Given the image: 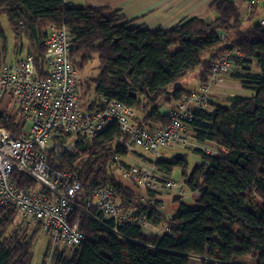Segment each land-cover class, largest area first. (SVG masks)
<instances>
[{
    "label": "trees",
    "instance_id": "1",
    "mask_svg": "<svg viewBox=\"0 0 264 264\" xmlns=\"http://www.w3.org/2000/svg\"><path fill=\"white\" fill-rule=\"evenodd\" d=\"M208 9L214 13L212 18L194 16L169 28L149 30L131 25L108 6L0 0V13H5L15 38H26L37 66L46 52L43 41L49 25L64 27L71 34L69 59L74 67L81 71L95 58L98 74L91 79L93 92L123 103L133 114L138 112L130 120L139 127L167 124L168 116L159 111V103L171 104L188 94L190 90L176 84L194 69H199L198 84L204 83L210 64L227 50L237 48L245 57L238 63L250 65V58L258 69L251 73L244 68L235 74L250 94L229 97V105L215 101L212 108L192 109V132L198 141L215 146L209 147V153L185 147L200 156L190 171L187 153L153 162L159 174L174 181L169 176L179 168L182 180L178 183L199 194L197 203L187 206L179 201L183 194L168 191L179 203L170 218L161 214V203L153 192L139 197L109 172L115 158L127 155L118 142L116 123L93 139H79L75 149L59 159L48 156L52 169L78 174L84 193L111 187L113 200L126 212L142 216L149 229L165 227L159 234H144L136 224L119 225L96 214L94 206L88 208L89 215L75 211L72 218L79 219V229L88 240L77 250H54L53 264H190L193 257H206L201 264H232L251 253H256L255 264H264V27L243 29L232 0H211ZM0 41L3 62L6 37L1 26ZM0 127L18 134V126L1 113ZM13 177L18 186H36L22 173L15 172ZM15 215L12 209L0 210V264H31L35 232L6 235L16 227ZM115 226L117 234L111 230Z\"/></svg>",
    "mask_w": 264,
    "mask_h": 264
},
{
    "label": "built area",
    "instance_id": "2",
    "mask_svg": "<svg viewBox=\"0 0 264 264\" xmlns=\"http://www.w3.org/2000/svg\"><path fill=\"white\" fill-rule=\"evenodd\" d=\"M257 1L245 0L246 5ZM260 24L264 26V19ZM71 39L64 27L49 25L43 41L46 52L38 66L30 52L14 62H0V113L19 128L14 135L0 127V207H14L23 219L38 221L53 244L79 246L85 236L67 221L69 206L79 196L83 207L94 206L116 221L134 217L137 222H144L143 217L119 206L113 200L115 193L111 187L82 196L78 174L52 169L47 163L48 156L59 159L71 153L79 139H93L110 123L118 126V142L126 149L125 158L130 157L136 146L147 150L194 147L209 153V147L195 146L189 136L192 132L189 124L194 119L192 109L211 108V88L222 84L224 76L244 58L237 48L221 54L210 64L206 81L167 111V124L145 128L131 122L132 108L103 95L86 108L80 104L81 81L69 59ZM15 172L28 175L36 187L18 186L13 177ZM121 177L143 187L147 195L153 192L159 196L168 191L181 195L176 181L162 176L146 161H133L122 170Z\"/></svg>",
    "mask_w": 264,
    "mask_h": 264
},
{
    "label": "rangeland",
    "instance_id": "3",
    "mask_svg": "<svg viewBox=\"0 0 264 264\" xmlns=\"http://www.w3.org/2000/svg\"><path fill=\"white\" fill-rule=\"evenodd\" d=\"M241 14H243V11H241ZM262 19H264V18H262ZM251 21L254 22L255 19H253ZM259 24H260V22H259ZM0 26H1V29L3 30L5 37H6V42L4 44L5 48H6L4 62L10 63V62L16 61L17 59H21V58L25 57V55L28 53V48H30L28 46V42H27L26 38H24V37L21 39L15 38L12 30L9 27L8 20H7L5 13H0ZM221 33L224 34L223 36L221 35L222 37H224L225 32L223 31V32H220V34ZM20 43L23 44L22 51H20V53L19 52L17 53V49H18V46L20 45ZM2 51H3V42L0 41V57H1ZM227 51H230V50H227ZM243 58L245 59V57H243ZM247 59H249L247 61H250V65L247 64L245 69L244 68L243 69L247 72L250 71L251 73L257 72V67L255 66L253 60H251L250 58H247ZM238 64L240 65V63H238ZM96 66H97V60L94 58L91 62H89L84 67L83 70H81V71L77 70L78 71V77L81 81V86L79 88V95H80L79 100H80V104L85 108L88 107L90 104H92L95 100L98 99V96L95 94V92H93L94 85L91 82V79L95 78L98 74ZM236 68H237V66L233 67L224 76V81L222 84L226 83V85H224L222 90H217L216 93L214 94L213 90L211 88L212 91L210 92V97H211L212 101L209 104L211 108L213 106V102L219 100L220 98H223L222 100H220V101H222L221 102L222 105H229L230 104V100H228L229 97H231L235 94H246L248 90L250 91V89L248 87L245 88V87L240 86V85H244V84L241 83L240 79L235 76V74H237L240 71V69H236ZM198 73H199V69H194V70L188 72L183 78H181L179 80V82L176 85L180 86V87H185L187 90H190V91L195 90L198 86L197 85ZM222 84H220V85H222ZM244 89H247V90H244ZM229 95H231V96H229ZM164 108H165L164 112H161L160 110L159 111L163 114H166L167 111L170 108H172V105L168 106V107L165 106ZM26 128L28 129L29 125ZM189 136L192 140V143L195 145L198 141V139L196 138V135L192 132H189ZM198 144L201 147L204 146L203 144H201L199 142H198ZM134 150L144 157L139 156V155L135 154L133 151H131L129 154L130 157L124 158V159L123 158H121V159L115 158L114 159L115 161L112 162V164L109 166V172L111 173V175L116 180H118L120 183H122L124 186L129 188L133 193L134 192H143L144 188L143 187H137L136 185H134L131 182H130L131 183L130 184L129 182L123 183L121 181V178H122L121 172L125 168L124 163H126V162L128 163V165H130V164H132L133 161L135 162V161L143 160L144 158L147 162L150 159L154 161L158 157L168 158L174 153V151H175L174 154H176V153L177 154H181V153L186 154L187 153V163H188L187 171H190L196 163L200 162V156L197 157V162L195 163L194 158H193L194 154L191 153L192 150H190V149L184 150L183 147H176L173 150L159 149L157 155H154L149 150H147L143 147H139V146H136L134 148ZM134 154H135V157H134ZM180 175H181V170L179 168H175L174 169V178H177V177L180 178ZM175 180L177 181V183L181 181L180 179L179 180L175 179ZM178 184L181 187L180 191H179V192H181V194H183V195H190L191 194V191H189L186 187H184V186L182 187V185L180 183H178ZM195 193L198 194L197 192H195ZM83 195H84V189H83L82 196ZM198 196H199V194H198ZM116 202L120 206L119 201L116 200ZM14 219H15L14 225L16 227L12 226L10 228V230L6 233V235L11 233V232H13V233L16 232L19 235L23 234V233L30 235L31 230L26 229L25 227H21L22 225H18L19 221L16 220V216ZM161 228L165 229V227H161ZM47 245H48V242H47L46 237L41 235L39 231H35V233L33 234V237H32L33 259L31 261V264H43V263L46 264L48 262V258L45 256V253L47 250ZM58 250H64V249L58 248ZM64 251L69 252L68 250H64ZM206 259H207L206 257H200V258L193 257V258H191L190 264H201V260H206ZM255 259H256V253H251L249 255L237 258L236 260H234L232 262V264H255Z\"/></svg>",
    "mask_w": 264,
    "mask_h": 264
},
{
    "label": "crops",
    "instance_id": "4",
    "mask_svg": "<svg viewBox=\"0 0 264 264\" xmlns=\"http://www.w3.org/2000/svg\"><path fill=\"white\" fill-rule=\"evenodd\" d=\"M66 1L68 2L69 5L76 7L108 6L112 9L117 10L125 20L131 23V25L139 26L141 28L149 29V30L169 28L184 19H188L194 16L203 17L205 19H209L214 16V13L208 9L211 0H66ZM232 1L234 4H236L239 10L243 29H249L250 27L259 24L260 20L264 18V0H258L253 5H246L245 0H232ZM241 11H243V14H241ZM253 19H255L254 22L251 21ZM245 67L246 66L244 65L237 64L236 69L242 70ZM224 85H226V83L222 85L213 86L212 87L213 93L215 94L217 90H222ZM240 86L245 88L248 87L247 85H240ZM249 93H251V91L248 90L246 94ZM222 99L223 98H220L217 101L222 102L220 101ZM162 104L163 103L160 102V105L158 107H160L159 110L161 112H164L165 106L168 107L172 105V107H174L175 102L171 104H163V105ZM138 115L139 113L135 111L132 117L134 116L137 117ZM198 142L210 148H213L215 146L211 142L197 141L196 143L197 147H200ZM175 148L176 147H165L162 149L173 150ZM133 152L139 156H142L139 153H137L135 150H133ZM174 153L171 156H173ZM193 154H194L193 158L196 163L197 157L199 156L195 153ZM142 161H146L145 158ZM127 165H128L127 162L124 163L125 167ZM169 177L174 178V171ZM174 179H178V180L181 179V175L180 178L177 177ZM121 181L123 183L129 182L123 179H121ZM134 193L137 194L139 197H143V198L147 197L145 190L143 192H134ZM155 198L159 200L161 203L160 212L163 216L170 218L178 210L179 203L174 200L173 192H166L159 196H155ZM198 199H199L198 194L191 191L190 195H183V197L179 199V201L187 206H194L197 203ZM149 231L159 234L161 233L162 228L161 226L152 227L149 229Z\"/></svg>",
    "mask_w": 264,
    "mask_h": 264
},
{
    "label": "bare ground",
    "instance_id": "5",
    "mask_svg": "<svg viewBox=\"0 0 264 264\" xmlns=\"http://www.w3.org/2000/svg\"><path fill=\"white\" fill-rule=\"evenodd\" d=\"M158 150L159 149H154V150H149V151L151 153H153L154 155H157L158 154ZM158 158H160V157H158ZM150 160L147 163L153 165L154 164L153 162L156 159L154 161H152V162ZM22 174H24V173H22ZM24 175H26V174H24ZM26 176H28V175H26ZM180 180H182V179H180ZM69 207H70V209H69V212L67 214L68 225L73 226L74 229H75V231H77L78 233H80L83 236H85L84 241L79 246H76V245H73V244L67 245V244H62V243H60V244H53L50 241V239L48 238V235L45 232H43L42 229L40 228V224H39L38 221H35L33 219H30V220L23 219V217L21 216V213L16 208H14V207L2 206V207H0V210H3V209H12V210H14V212L16 213V215H15L16 216V220H18L19 221V224L22 225L21 227H25L26 229H30L31 230V233H33L35 231H39L41 235H43V236L46 237L47 242H48L47 250H46L47 255L45 253L46 257L48 258L47 264H53L52 256H53L54 250H58V248L64 249V250H68V251L69 250H77L80 247H82V245H83L84 242H87V240H88V235L85 234V233H83V232H81L80 229H79V219L78 218H74L73 219L72 218V215H73V213L75 211L83 212L86 215H89V213L87 211L89 207H83L82 206L80 196L77 198L76 203L74 205H70ZM95 212H96V214H101L102 216H104V217H106L108 219H112L115 224H119V225H122V224H125V223H129L131 225L132 224H136V225H138V226L141 227L142 232L144 234H150V233H152L151 231H149V228L147 227V225H146L145 222H137V220L133 216H131L133 218L131 220H128V221H123V220L116 221V218L113 217L112 215H109L107 213H104L102 211H97V210ZM116 227L117 226H115V227H113L111 229L115 234H117Z\"/></svg>",
    "mask_w": 264,
    "mask_h": 264
},
{
    "label": "clouds",
    "instance_id": "6",
    "mask_svg": "<svg viewBox=\"0 0 264 264\" xmlns=\"http://www.w3.org/2000/svg\"><path fill=\"white\" fill-rule=\"evenodd\" d=\"M264 27V26H263ZM36 183V182H35ZM36 187V186H35ZM34 188V187H33Z\"/></svg>",
    "mask_w": 264,
    "mask_h": 264
}]
</instances>
